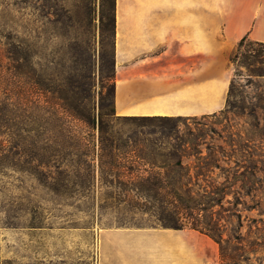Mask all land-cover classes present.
Returning <instances> with one entry per match:
<instances>
[{"label":"rangeland","instance_id":"obj_1","mask_svg":"<svg viewBox=\"0 0 264 264\" xmlns=\"http://www.w3.org/2000/svg\"><path fill=\"white\" fill-rule=\"evenodd\" d=\"M112 14L111 0H0V100L15 105L30 91L26 83L38 79L50 85L49 97L59 92L72 101L80 96L85 111L94 109L98 115L103 109L107 138L108 129L124 138L134 132L135 126L116 119L125 115H118L115 107L119 66ZM238 44L229 53L233 75L226 106L208 114L212 115L209 126L221 137H215L216 143L224 144L236 134L261 147L264 63L242 57L234 64L231 59ZM52 103L59 102L52 99ZM111 111L115 118H108ZM38 114L47 121V134L54 140L43 142L44 147L62 155L73 153L66 158L78 163L81 171L77 183L54 189L46 178L36 177L37 163L32 158L36 151L31 143L24 142L30 156L0 157V264H108V250L119 244L111 235L166 229L149 215L111 198L115 190L108 185V141L101 158L97 128L68 118L61 132L60 122L47 110ZM67 130L85 137L87 146L67 139ZM89 174L90 183L85 186L82 181ZM202 238L211 250L214 242Z\"/></svg>","mask_w":264,"mask_h":264},{"label":"trees","instance_id":"obj_2","mask_svg":"<svg viewBox=\"0 0 264 264\" xmlns=\"http://www.w3.org/2000/svg\"><path fill=\"white\" fill-rule=\"evenodd\" d=\"M111 5L115 46V0ZM242 57L264 63V43L244 37L231 60L235 64ZM26 85L30 91L15 105L0 100V157L30 156L24 148L27 141L35 147L32 158L37 163V178H46L54 189L73 185L81 168L66 158L73 153L62 155L44 147L43 142L54 140L47 134V121L38 113L47 110L60 122L61 132L68 118L83 122L99 130L101 158L108 141V185L115 190L112 199L149 215L166 229L191 230L208 237L218 245L217 264H264L263 142L257 147L253 139L232 134L224 144L216 143L215 137H221L209 126L212 115L117 117L137 129L125 138L108 129L107 138L103 109L98 115L94 109L85 111L80 96L72 101L59 92L49 97L50 85L38 79ZM5 93L8 96L9 91ZM107 115L115 118L114 111ZM67 133V139L87 146L85 137ZM82 182L88 186L90 174Z\"/></svg>","mask_w":264,"mask_h":264},{"label":"crops","instance_id":"obj_3","mask_svg":"<svg viewBox=\"0 0 264 264\" xmlns=\"http://www.w3.org/2000/svg\"><path fill=\"white\" fill-rule=\"evenodd\" d=\"M244 37L264 43V0H115L116 113L221 111L233 75L229 53ZM202 236L169 229L111 235L119 244L108 250V264H217V244L208 250Z\"/></svg>","mask_w":264,"mask_h":264}]
</instances>
